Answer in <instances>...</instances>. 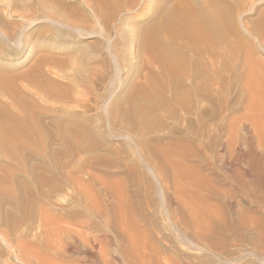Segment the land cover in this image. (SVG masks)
<instances>
[{
	"label": "rangeland",
	"instance_id": "rangeland-1",
	"mask_svg": "<svg viewBox=\"0 0 264 264\" xmlns=\"http://www.w3.org/2000/svg\"><path fill=\"white\" fill-rule=\"evenodd\" d=\"M95 1L0 0V44L11 35L0 76L40 62L49 89L0 82L7 123L24 102L47 137L0 154V264H264V161L257 174L247 142L258 126L244 120L257 112L247 80L264 70V0H219L236 47L183 49L190 76L158 93L141 37L173 1ZM211 63L226 68L216 76Z\"/></svg>",
	"mask_w": 264,
	"mask_h": 264
},
{
	"label": "bare ground",
	"instance_id": "bare-ground-1",
	"mask_svg": "<svg viewBox=\"0 0 264 264\" xmlns=\"http://www.w3.org/2000/svg\"><path fill=\"white\" fill-rule=\"evenodd\" d=\"M114 1L115 0H96L95 2L100 9L101 8L102 9L103 8L104 9L112 8L113 10H115V9H118L117 8L118 6H115ZM200 1H201V6H199V8H197V6L193 4V0H165V2H167V3L168 2H172V3L168 7H163L164 9L163 8L161 9V12H162V13H160L161 15L159 14L157 19L155 20V22L150 27H148L147 29H145L143 31L142 37H141V43L143 44V47H145V49H146V52H147L146 54H147V58H148L147 60H148L149 64H151V65L156 64L157 68L159 70L158 73H155L154 71L150 72V76H151L150 80L153 83V87L151 86L153 93H154V91L158 93L161 89L164 90L165 88H162V87H164L163 83L167 84V82L171 81L176 76L177 77L180 76L183 79L184 78L186 79L188 76H190L189 71H190V68H192V67H190L189 65H190L191 59L189 56H187V54H185V51H183V49H185L186 51H189V52H193V54H195V56H199V57L201 56L202 57V55H204V54L211 56L213 52L215 53V51H213V50L216 47L219 48V45H221V44L226 46L227 48L228 47L229 48L234 47L235 45H237V44H235L236 43L235 41H234L235 43H233V42H231L232 39H230L231 37L238 35L237 29L235 28V25H234V19H235L234 17H236V16L232 15V14H234V12L232 13V10L230 11V7L228 5L222 3L223 1L220 2L219 0H200ZM98 7H96V8H98ZM95 10H97V9H95ZM26 16L27 15H25V17ZM235 24H236V21H235ZM260 24L264 26V15H262V17L258 21L257 26ZM10 36H11L10 34H7L4 36V38H5L4 46H2V44H0V49H1L0 57L1 56H8V54H11V52H10L11 49H9L11 46V42L9 43V41L11 40ZM238 38H239V36H238ZM234 39H236V38H234ZM239 42H241V44H242V41H239ZM20 46L22 47L23 45H20ZM130 46H131V44H130ZM241 47H242V45H241ZM229 48H228V51L231 52V50H229ZM235 50L233 49V52ZM230 52H229V54H231ZM232 54H234V53H232ZM218 55H220V54H218ZM233 56H231V57H233ZM199 57H198V59H199ZM249 57H247L246 59H248ZM223 58H224V56H223ZM250 59H252V58H250ZM250 62H252V61H250ZM250 62L248 61L247 64L249 66L253 65L252 63L249 64ZM225 63H223V64L221 63V66L217 67L216 69L214 68L215 64L214 65H213V63L210 64V66L213 67V70H215L214 74L216 76L219 73H222V71L226 68V64L228 62L226 64ZM202 65L203 66H201L199 64V65H197L198 68L195 67V69H197V71L196 70L195 71H196V74H197L196 76L198 77V79H199V77H202L203 75L207 76V70H206L207 65H205V64H202ZM256 65L261 66V63L260 64H254V66H252V69ZM256 68L258 69V66H256ZM256 68H254V69L256 70ZM254 69H253V72L255 71ZM261 69H260L261 71L258 72V73H260V75H258L257 71L254 72L255 74L253 73L255 75V77L250 75L253 78L252 79H251V77L248 78L249 80H247V82H249V83L246 86L248 89V92L251 93V95H253V96H251L252 98L257 96V98H255L256 99L255 101H251V103L249 102V104H251L250 107L257 112H254L255 113V115H254V113L251 110V112H252V114H250L251 116L250 115L244 116V120H250L251 119V121H253L258 126L257 134L255 135L256 138L254 140L252 139V140L247 142V147H248L247 157L251 160V162L254 163V169H255V172L257 174H258V167H260L262 162L264 161V123H263V121H264V75H263L264 72H262L264 70H263V68H261ZM41 70H42L41 64H40V62H37L35 64L34 68H32V70L27 72L26 74H21V75H16V76L15 75L0 76V82L1 81H15L18 78H24L30 86H33V88H35L37 90V92L44 93L46 95L47 93H49L48 92L49 89L47 87H43L44 84L42 83L41 78L44 77L45 75L43 76V73L41 72ZM251 72H252V70H251ZM261 72L263 74H261ZM256 74H257V76H256ZM42 79H44V78H42ZM8 83H10V82H8ZM157 83L160 84L161 87L158 86ZM179 84H180V82H179ZM202 85L203 84L198 82V84L194 88H192V90L193 91L202 90L203 89ZM168 86H170V85H168ZM148 87H150V86H148ZM142 89H144V88H142ZM143 91H145V90H143ZM220 91H221V89L219 90V92ZM190 92H192V91H190ZM54 93H55V91H54ZM161 93L164 94L163 92H161ZM50 94H51V92H50ZM186 94H188V93L186 92ZM47 96H49V95L47 94ZM182 100L185 101L184 99H182ZM190 101H191V99H190ZM13 103L17 107L18 118H17V120L15 119L14 121H12L11 124L7 123V119L10 120L11 116L14 117L13 113L10 114L8 109H6L7 111H5V110L3 111V109H2V111H0V154H2L3 152H8L10 147H11V149H13L12 146H15V145H16V147H17V145H23V144L33 145V146L34 145L41 146L43 143H46L47 137H45V134L43 135V132H42V130L46 126V123L45 124L41 123L42 122L41 121L42 116L39 113L38 114L35 113L31 109L30 110L27 109L28 107L26 108V106L23 104L24 102L22 103L20 101H17V102H12V104ZM31 104L34 105L33 103H31ZM29 107H32V109H33V106L29 105ZM247 108H249V107H247ZM249 111H250V109H249ZM35 115L37 117H39L38 123L35 122V119H34L36 117ZM48 127H46V128H48ZM70 129L72 130V128H70ZM72 135L73 136H79V132H75ZM52 137L54 138V135ZM75 139H76V137H75ZM240 141L242 142L243 140L241 139ZM253 144H255L256 147L260 148L261 152L257 151L253 147ZM18 147L16 149L14 148V150H17ZM12 154H13V151H12ZM5 155H7V153ZM10 157H11V155H10ZM239 186L241 189L244 188V184H239Z\"/></svg>",
	"mask_w": 264,
	"mask_h": 264
}]
</instances>
